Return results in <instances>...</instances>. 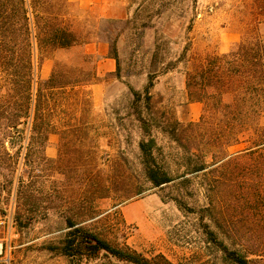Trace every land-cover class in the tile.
<instances>
[{
  "label": "rangeland",
  "instance_id": "obj_1",
  "mask_svg": "<svg viewBox=\"0 0 264 264\" xmlns=\"http://www.w3.org/2000/svg\"><path fill=\"white\" fill-rule=\"evenodd\" d=\"M250 4V0H36L39 29L43 33L53 27L66 29L77 42L37 52L39 81H46L59 64L63 81L71 83L44 93L46 142L37 135L14 141L13 160L37 161L35 171L11 173L0 166V264H72L52 250L66 235V218L148 259L232 264L205 232V224L214 231L206 208L215 204L222 207L225 220L240 221L242 243L261 255H250V264H264L260 222L264 185H255L264 179V161L244 159L247 168L242 175L248 185H238L240 170L229 165L214 173L224 178L219 185H200L195 177L192 185L155 187L141 164L139 142L146 136L133 116L130 91L144 92L150 73L156 72L151 89L154 119L163 125L177 121L179 131L199 123L208 114L204 104L188 100L187 72L208 57L229 53L241 41L250 25L245 17ZM169 62L176 67L166 69ZM8 96L4 90L0 99ZM140 111L151 117L144 103ZM210 122L216 124L214 119ZM260 124L264 129V117ZM210 131L209 126L177 132L183 146L156 128L151 135L171 158V169L181 173L187 153L194 155L195 163L197 156L215 150L206 144ZM245 148V143L225 145L219 156L238 155ZM3 160L0 154V165ZM18 177H24L26 185H17ZM222 238L231 243L230 237ZM85 264L120 263L101 255Z\"/></svg>",
  "mask_w": 264,
  "mask_h": 264
},
{
  "label": "trees",
  "instance_id": "obj_2",
  "mask_svg": "<svg viewBox=\"0 0 264 264\" xmlns=\"http://www.w3.org/2000/svg\"><path fill=\"white\" fill-rule=\"evenodd\" d=\"M250 2L251 11L245 16L250 25L241 41L229 53L208 57L187 72L188 100L204 104L208 116L204 115L199 123L182 126L180 131L187 133L196 127L210 126V138L206 144L212 146L214 151H205L197 156L195 163L192 161L194 155L187 153L182 157L185 161L182 167L184 171H173L171 158L151 135V129L156 128L172 141L182 144L177 133L181 127L179 122L163 125L152 116L151 89L157 73H150L144 92L130 89L133 116L146 136L139 142L141 164L146 179L155 187L177 182L179 185H192V178L195 177L200 178V185H219L224 178L216 177L214 173H220L229 165L240 170V179L236 180L238 185H248L242 175L247 168L244 159L258 158L264 161V129L260 124L264 117V0ZM35 7L36 0H0V95L4 90L9 93L6 99H0V154L5 159L0 166L11 173L24 168L25 174L29 170L35 171L37 161L26 158L13 160L14 141L25 142L37 135L46 142L49 132L42 133L44 93L71 83L63 81L59 64L46 81H39L38 50L41 52L48 47L65 49L77 42L71 32L60 27L43 33L37 23ZM186 52L183 56H186ZM114 58L118 61L115 50ZM175 67V62H169L166 69ZM140 103H144V110L150 118L143 116ZM212 119L216 120V124H211ZM24 126L26 128H22ZM5 141H9L10 145L6 146ZM240 143L246 144L241 154L219 156L225 145ZM208 156L211 162L207 161ZM123 161L126 164V160ZM16 182L17 185H26L24 177H18ZM255 185H264V179ZM257 202V206L261 207L260 201ZM206 210L214 231L205 224V232L226 260L232 264H250V255L261 256L257 251H249L242 243L240 221L225 220L222 207L216 204ZM260 222L264 227V221ZM66 229L64 239L52 250L70 258L72 264H85L101 255L113 258L120 264H171L164 258L148 259L128 246L112 244L101 233L84 227L72 218H66ZM223 234L230 237V244L223 238L219 239Z\"/></svg>",
  "mask_w": 264,
  "mask_h": 264
}]
</instances>
